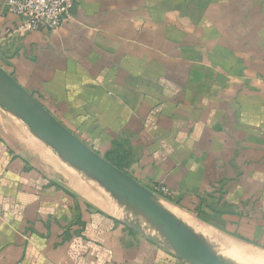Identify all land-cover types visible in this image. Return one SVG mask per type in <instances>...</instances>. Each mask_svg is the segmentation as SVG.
<instances>
[{
  "label": "crops",
  "instance_id": "0c3cea01",
  "mask_svg": "<svg viewBox=\"0 0 264 264\" xmlns=\"http://www.w3.org/2000/svg\"><path fill=\"white\" fill-rule=\"evenodd\" d=\"M22 21L0 0V65L56 119L181 217L264 248V0H80L57 30ZM124 218L0 107V264H188Z\"/></svg>",
  "mask_w": 264,
  "mask_h": 264
},
{
  "label": "water",
  "instance_id": "95a60500",
  "mask_svg": "<svg viewBox=\"0 0 264 264\" xmlns=\"http://www.w3.org/2000/svg\"><path fill=\"white\" fill-rule=\"evenodd\" d=\"M0 107L26 124L70 168L105 191L122 208L128 227L188 264H240L164 206L155 192L83 143L1 65Z\"/></svg>",
  "mask_w": 264,
  "mask_h": 264
},
{
  "label": "built area",
  "instance_id": "2783aa9c",
  "mask_svg": "<svg viewBox=\"0 0 264 264\" xmlns=\"http://www.w3.org/2000/svg\"><path fill=\"white\" fill-rule=\"evenodd\" d=\"M80 0H6L10 14L22 19L20 31L40 29L57 30L69 19ZM155 193L162 199L170 195L167 188L159 187Z\"/></svg>",
  "mask_w": 264,
  "mask_h": 264
},
{
  "label": "rangeland",
  "instance_id": "374dc122",
  "mask_svg": "<svg viewBox=\"0 0 264 264\" xmlns=\"http://www.w3.org/2000/svg\"><path fill=\"white\" fill-rule=\"evenodd\" d=\"M92 183L97 187H99L94 182ZM163 204L164 206L168 207L171 211H174L175 213L180 212L174 206L170 205L167 202V200L163 201ZM211 234L216 238H218L220 241H218L217 239L215 241L214 240L213 241L210 240V241L214 244H218L220 251L226 254L227 256L231 257L236 262H239L240 264L264 263V248L258 247L256 245H251L242 240H237L233 238L223 239L221 238L220 234L218 235V233L217 234L211 233Z\"/></svg>",
  "mask_w": 264,
  "mask_h": 264
},
{
  "label": "bare ground",
  "instance_id": "6f19581e",
  "mask_svg": "<svg viewBox=\"0 0 264 264\" xmlns=\"http://www.w3.org/2000/svg\"><path fill=\"white\" fill-rule=\"evenodd\" d=\"M177 217H179L180 219H182L184 222H186L189 226H192L198 233L202 234L203 236H205L206 238H209L211 241H215L216 239L218 241H220L218 238H216L215 236H213L211 233L205 231V229H201L197 226L196 221H193L192 219H186L184 217H181L180 214L175 213L174 211H172ZM212 231V230H211ZM215 233V232H214ZM217 234V233H216ZM219 235V234H218ZM218 245V244H217ZM231 258V257H230ZM254 260V259H253ZM255 261V260H254ZM258 261V260H257ZM251 264H255V263H251ZM257 264H264V263H257Z\"/></svg>",
  "mask_w": 264,
  "mask_h": 264
}]
</instances>
